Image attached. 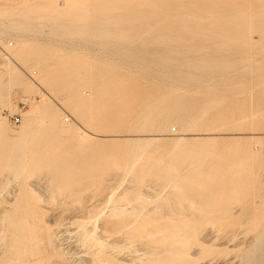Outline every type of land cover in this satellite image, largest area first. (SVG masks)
I'll return each instance as SVG.
<instances>
[{
	"label": "rangeland",
	"instance_id": "1",
	"mask_svg": "<svg viewBox=\"0 0 264 264\" xmlns=\"http://www.w3.org/2000/svg\"><path fill=\"white\" fill-rule=\"evenodd\" d=\"M260 24L264 0H0V264H264Z\"/></svg>",
	"mask_w": 264,
	"mask_h": 264
},
{
	"label": "bare ground",
	"instance_id": "2",
	"mask_svg": "<svg viewBox=\"0 0 264 264\" xmlns=\"http://www.w3.org/2000/svg\"><path fill=\"white\" fill-rule=\"evenodd\" d=\"M219 10V9H218ZM217 10V11H218ZM244 24L242 23V26H243ZM241 26V25H240ZM250 28V27H249ZM259 29H260V32H261V34H263L264 35V24H260V27H259ZM8 48H10L9 47V45H3L2 46V50L4 51L5 50V52H6V50L8 49ZM22 115H23V113H22ZM7 118V117H6ZM158 127V126H157ZM160 130V129H159ZM0 137L1 138H6V134H5V132L2 130V129H0ZM73 195V194H72ZM170 195V194H169ZM84 200V199H83ZM117 200V199H116ZM152 200V199H151ZM114 201V200H113ZM46 202V201H45ZM86 202V201H85ZM143 203H145V202H143ZM146 206V205H145ZM192 206V205H191ZM97 207V206H96ZM94 209V208H93ZM93 209H91V210H93ZM127 209V208H126ZM126 209H124V210H122L121 209V212H119V213H114V211H112V214H111V216L106 220V221H104L103 222V224L101 225V230L102 231H104V232H107L108 234H110V235H114V234H116V233H120V235H118L119 236V239L116 241H112V245L114 246L115 244H123L126 240H127V238H128V236H129V234H130V232H129V228H130V226H132L133 224H140L141 222H140V220L139 219H133L132 218V216H131V214L130 213H128L127 212V210ZM160 211H162V210H160ZM82 212V211H81ZM168 212V211H167ZM84 213V212H83ZM151 213H154V212H151ZM149 215V214H148ZM165 215H166V213H165ZM168 216V215H167ZM196 216V215H195ZM186 218V217H185ZM151 219V218H150ZM100 228V227H99ZM259 232V231H258ZM63 236V235H62ZM263 237V236H262ZM94 238V237H93ZM118 238V237H117ZM262 239V238H261ZM96 241H98L99 240V238H96L95 239ZM84 241V240H83ZM202 241V240H201ZM204 241V240H203ZM202 241V242H203ZM43 243V242H42ZM97 243V242H96ZM249 244V243H248ZM45 245V243L44 244H42L41 245V247L38 249V250H35V249H33V250H31V252H30V256L29 257H33V256H35V255H44L45 254V250H44V246ZM219 245V244H218ZM121 246V245H120ZM220 246H221V244H220ZM144 247V246H143ZM120 248H123V246H121ZM148 249V248H147ZM135 250V249H134ZM147 251V250H146ZM129 252V251H128ZM135 252H137V251H135ZM140 253V252H139ZM146 255H147V253H145ZM194 254V253H193ZM149 255V254H148ZM151 255V254H150ZM138 256V255H137ZM191 256H192V253H191ZM93 259V258H92ZM123 262H125V261H123ZM128 262V261H127ZM100 264H117V262H116V260H114V261H111V260H102L101 261V263ZM147 264V263H146Z\"/></svg>",
	"mask_w": 264,
	"mask_h": 264
},
{
	"label": "built area",
	"instance_id": "3",
	"mask_svg": "<svg viewBox=\"0 0 264 264\" xmlns=\"http://www.w3.org/2000/svg\"><path fill=\"white\" fill-rule=\"evenodd\" d=\"M9 46H11V44ZM0 50L3 51L1 45H0ZM3 52H5V50ZM24 108H25L24 105H22L19 107V110L22 112ZM4 114L13 123V125H17L20 123L19 115H10L9 112H4Z\"/></svg>",
	"mask_w": 264,
	"mask_h": 264
}]
</instances>
